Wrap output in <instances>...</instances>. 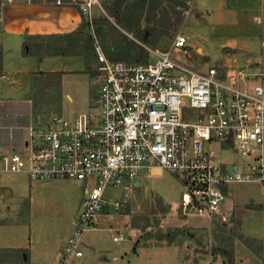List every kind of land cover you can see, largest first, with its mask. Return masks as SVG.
<instances>
[{
	"label": "built area",
	"instance_id": "1",
	"mask_svg": "<svg viewBox=\"0 0 264 264\" xmlns=\"http://www.w3.org/2000/svg\"><path fill=\"white\" fill-rule=\"evenodd\" d=\"M14 3L0 0V32L6 8ZM73 3L93 33L96 66L90 109L71 117L53 114L29 127L21 149H0V178L25 174L32 184L84 183L74 231L56 264H80L87 233L112 230L107 224L129 202L136 182L156 168L180 177L184 216L209 224L226 222L228 187L264 186L263 60L226 62L199 71L183 58L191 56L183 32L168 50L140 42L146 62L113 60L93 24L100 1ZM194 6L190 2L182 14L189 16ZM112 239L123 242L127 237L118 233Z\"/></svg>",
	"mask_w": 264,
	"mask_h": 264
},
{
	"label": "rangeland",
	"instance_id": "2",
	"mask_svg": "<svg viewBox=\"0 0 264 264\" xmlns=\"http://www.w3.org/2000/svg\"><path fill=\"white\" fill-rule=\"evenodd\" d=\"M99 1L102 8L98 7L94 11V19L107 17L110 24L95 25L97 39L109 57L121 54L126 55V59L133 60L136 48H128L126 45V48L120 51L111 47L110 40L115 35L121 39L124 36L128 43L134 40L140 44L141 41L136 37L137 31L134 34L130 32L132 26L127 16L134 15L136 22L140 23L138 27L142 28L145 25L142 19L148 14L149 0H127L119 20L110 12L115 0ZM16 2L19 0H15ZM179 2L186 0H167L156 7L151 13L152 25L149 24V28L157 26L158 32L163 30L162 32L168 33L171 40L180 32L191 35L195 46L190 48L192 57L184 55L183 58L195 69L206 72L211 66L219 64L223 50L201 48L203 54L210 55L201 54L200 48L196 47L204 45L205 41L194 33L202 31L201 20L196 16L194 9L189 16L181 14L182 9L188 5L179 6ZM179 14L182 19L177 23ZM86 70L83 73L76 69L75 74L66 77L65 92L70 93L71 98L65 95L64 102L60 99L59 88L62 74L51 76L38 69L31 73L29 80L23 78L21 87L15 90V95H8L10 93H5V89L11 85L8 80L11 76L8 73L1 74L0 71V149H21L27 139L29 127L45 123L54 113L71 117L88 111L93 100L95 76L91 65H88ZM3 75L6 78H3ZM62 103L61 109L59 106ZM224 159L228 160L229 157ZM146 176L152 187L151 198L139 191L138 204L141 206L135 205L138 208L135 211V207L125 205L123 210L109 221L112 226L123 231L127 240L113 241L112 235L117 234L114 230L89 231L85 242L87 241L90 247L86 249L84 246V256L80 264H170L173 260V264H221L220 258L226 257L224 254H228L234 261L237 256L246 258L242 245L244 243L239 240L241 233L238 220L230 218L226 227H222V224H225L222 222L211 223L203 228L196 227L197 225L189 223L191 221L183 215L180 207L183 191L180 177L165 170H155ZM31 184L25 174L0 178V224L26 226L29 223L24 236L25 240H32V247H28L24 254L27 262L30 261L29 256L31 259L33 252H36V257L39 258H46L48 254L49 260H54L53 264H56L63 251L65 238L74 231L76 215L84 197V183L79 180H53ZM246 187L253 190L256 188L255 185ZM8 190L12 192L9 193ZM108 192L112 194V191ZM157 196L164 200L159 201ZM98 243L103 250L92 247ZM169 247L177 249L176 262L175 252ZM117 253L118 258L111 257ZM14 256L0 254V260H5L3 264H19Z\"/></svg>",
	"mask_w": 264,
	"mask_h": 264
},
{
	"label": "crops",
	"instance_id": "3",
	"mask_svg": "<svg viewBox=\"0 0 264 264\" xmlns=\"http://www.w3.org/2000/svg\"><path fill=\"white\" fill-rule=\"evenodd\" d=\"M63 1L65 4L58 5L55 0H19V2L6 8L5 29L0 32V71L1 74L8 73L11 76L8 79L11 85L5 89V93H10L8 95H15V90L21 87L20 82H22L23 78L29 80L31 73L36 72L38 69L51 76L57 73L62 74L59 86L62 102L65 100V95L71 98V94L65 92V79L69 75L75 74L76 69H78V72L84 73L87 71V66L91 65V70L95 76L96 54L93 49V43L92 47H87L85 41L80 40L78 42L74 41L73 44L67 47L66 43L60 39L61 36L78 32L85 20L73 0ZM75 1L81 2L85 0ZM190 2L194 3V11L202 24V31H194L203 42L205 41L204 45L196 47L200 48L201 54H203V49L201 48H220L223 50V54L220 56L219 63L228 62L246 65L261 59L264 62V56H262L264 53L262 45L264 42V0H186V5ZM145 18L143 17L142 20L145 21ZM139 29L145 32V36L149 35V26L146 23ZM130 30L131 33H136L133 27ZM140 31H137L136 37L141 42L147 43L152 47L168 50L174 40L169 39L168 33L162 32L163 30L157 32L158 34L153 36L151 41L142 40ZM95 33H97L96 28ZM88 34L93 39V33L89 31ZM184 34L187 36L189 47L195 48L192 42L194 40L193 37L189 34ZM109 36L108 38L110 39L111 37ZM126 40L124 36L121 39L115 35L110 40L111 47L118 48L120 51H123L126 45L128 48H136L133 60L126 59L127 56H121V54L113 58L107 56L113 60L137 62L136 60L142 53V46L138 45L134 40H130L132 44ZM29 46L34 48L32 53H28V49L25 50ZM82 48L90 49L86 51ZM42 54L43 56H39ZM203 55L209 56L210 54ZM62 105L63 103L59 106L61 109L63 108ZM155 170L162 169L156 168L153 171ZM149 182L146 175L136 182L135 189L125 207L133 206L135 211L138 209L135 205L138 204L139 191L141 193L143 191V195L147 194L151 198L150 189L152 187ZM247 185H255L256 188L253 190L251 187H246ZM226 194L225 210L228 214V220L235 218L240 223L241 234L239 240L244 243L242 244L245 248L243 252L246 256V258L237 256L235 261L232 260L235 264H263L264 186L259 184H235L227 188ZM116 198H121L120 192L116 193ZM138 206L140 207L141 205L138 204ZM186 218L191 221L189 223L197 225L196 227L203 228L209 224L201 218ZM227 221L222 223H227ZM216 222L221 221L217 219L211 223ZM29 226V223L26 226L0 224V249H28L32 240H25L24 236ZM107 227L112 228L117 234L123 233L118 227L112 226V223H109ZM105 229L92 230L90 232ZM30 231L32 232V227H30ZM246 239L250 241L246 242ZM85 246L88 249L90 244L86 241ZM92 247L104 249L99 243ZM155 248L163 249V247ZM169 248L174 250L176 262L178 259L177 249L174 247ZM47 255L46 258H39L36 257V252H33L31 259L29 256L30 261L28 264H53L54 260H49ZM118 256V253L111 255L114 259L118 258ZM220 259L221 264H230L226 257L223 256ZM173 263L174 260L170 264Z\"/></svg>",
	"mask_w": 264,
	"mask_h": 264
},
{
	"label": "trees",
	"instance_id": "4",
	"mask_svg": "<svg viewBox=\"0 0 264 264\" xmlns=\"http://www.w3.org/2000/svg\"><path fill=\"white\" fill-rule=\"evenodd\" d=\"M127 0H115V3L113 4V6L110 8V12L113 14V16L119 20L121 18V14H122V10H123V6L125 4ZM164 1H167V0H149V7H148V10H147V16L145 18V23L146 25L149 26V24L152 25V22H151V13H153V10L156 8V7H159ZM177 5L179 6H183V7H186V2H179L177 3ZM182 14V13H181ZM127 18L129 19V23L131 24V26L133 27V29H135V31H140L139 28L141 27H138L137 24L138 22L136 17L134 15H131V16H127ZM181 15L179 14L176 18V20L178 21L177 23H179V21L181 20ZM94 26L97 25V26H101V25H105V24H110L109 22V19L107 17H104V18H101L100 20H95L94 19V22H93ZM90 31V24L84 20L83 22V25L81 26L80 30L78 32H75V33H72V34H67L65 36H61L60 39L61 41H64L66 43V46H70L71 44H73L74 41L78 42L80 40H83L85 41V45L88 47H92V43H93V39L92 37L88 34ZM149 35L148 36H145V32L143 30L140 31L141 33V37H142V40H147V41H151V38L153 36H155L156 34H158V29H157V26H151L149 28ZM28 49V53H32L33 49L34 48H31V46H29V48H25V50ZM83 50H88L90 48H82ZM137 62L139 63H143V62H146L148 61V55L146 53V51L142 48V53L140 54L139 58L136 60ZM222 63H219L218 66H221ZM57 76L59 74H56ZM49 120V119H48ZM46 120V122L48 121ZM157 199L160 201L164 200L161 196H157ZM161 203V202H160ZM163 208V206H161ZM222 227H226V223L225 224H222ZM172 240V239H171ZM250 240L249 239H246V242H249ZM27 252V249H0V254H7V255H15L14 258L15 260H17L19 262V264H28V259L24 257V254ZM226 257H228V254H224ZM228 259V262L230 264H235L234 261L232 260V258H230V256L227 258ZM5 263V260H0V264H3ZM264 264V262H263Z\"/></svg>",
	"mask_w": 264,
	"mask_h": 264
},
{
	"label": "water",
	"instance_id": "5",
	"mask_svg": "<svg viewBox=\"0 0 264 264\" xmlns=\"http://www.w3.org/2000/svg\"><path fill=\"white\" fill-rule=\"evenodd\" d=\"M9 193H11V190H8Z\"/></svg>",
	"mask_w": 264,
	"mask_h": 264
}]
</instances>
